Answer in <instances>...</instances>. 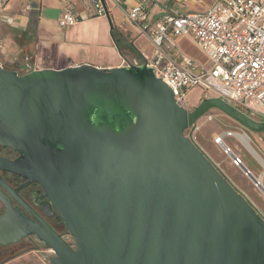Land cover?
<instances>
[{"label": "water", "instance_id": "95a60500", "mask_svg": "<svg viewBox=\"0 0 264 264\" xmlns=\"http://www.w3.org/2000/svg\"><path fill=\"white\" fill-rule=\"evenodd\" d=\"M211 109L264 132L218 96L189 110L147 63L23 74L0 65V146L18 154L0 156V171L41 185L73 238L0 172V246L34 235L51 264H264V214L186 134Z\"/></svg>", "mask_w": 264, "mask_h": 264}, {"label": "built area", "instance_id": "2783aa9c", "mask_svg": "<svg viewBox=\"0 0 264 264\" xmlns=\"http://www.w3.org/2000/svg\"><path fill=\"white\" fill-rule=\"evenodd\" d=\"M87 1L93 16L106 17L107 0ZM110 1L116 6L122 2ZM9 2L0 0V25L7 19L4 8ZM190 2L203 9L183 12L177 6ZM126 11L154 46L151 58L142 54V63L155 68L180 104L186 102L188 91L198 86L204 89L203 96L214 94L252 118L264 120V0H132ZM82 19L85 17L67 2L58 23L69 28ZM184 37L206 61L180 48L178 41ZM128 62L142 64L124 60L125 65ZM223 137L217 136L215 142L231 155L234 165H245Z\"/></svg>", "mask_w": 264, "mask_h": 264}, {"label": "rangeland", "instance_id": "374dc122", "mask_svg": "<svg viewBox=\"0 0 264 264\" xmlns=\"http://www.w3.org/2000/svg\"><path fill=\"white\" fill-rule=\"evenodd\" d=\"M207 1L209 2L211 0ZM177 6L183 12L198 11L203 9V7H200L197 2H190L188 4L180 3ZM126 12V10H118L117 8H114L111 14L115 26L113 32L117 31L118 35L125 39V44L121 45V48L123 49V51H121L122 55H124L126 59L129 58L130 60L134 59L133 57H135L137 52L151 55L154 52V46L152 42L149 40L146 34L142 33L138 29L137 25L132 20H130ZM51 14L54 17L57 15V12L54 11L51 12ZM95 18H101V24L95 21L94 24L89 26L91 28L87 30V34H85V36L82 34V36L78 37L72 33L70 34L69 30L67 31L66 29L59 28V25L55 26L53 29L54 34L59 32L68 40L70 38L78 40L81 42L79 46H81L83 50L90 49L89 52L83 51L85 52L83 54L86 56V58L90 60L103 61L107 59L108 51H105V49H103L104 47L101 48L97 46H90L93 44H91L89 41L92 40L93 42H97L101 40L103 37L102 33H104L106 28L110 30V26L106 17ZM34 26L35 21H33L32 25L30 26L33 28V31H35ZM33 33L19 37L17 35L19 34L18 32H13L10 29V32L7 35L3 36L1 34L0 65L8 69L16 68L19 70L18 72L20 74L28 72V65L34 64L37 54V49L35 47L36 38H34ZM93 33L97 34L99 37L92 36L89 39L88 36ZM107 44L109 48L111 47V49L115 47L114 41L111 39V37L109 41L107 40ZM178 45L187 55L201 61H206L203 53H201V51L197 49V47H195L188 38H181L178 41ZM44 56L46 59V61H44L45 64H51L52 62L47 61V59L49 60L56 58V53L52 49L51 51L45 50ZM203 94V88L198 86L192 88L188 91L187 100L182 105H184L189 110H193L205 98L216 96L214 94H210L209 96L205 97ZM253 117L259 119L257 115H254ZM231 132L247 134L251 146L264 158V133H253L245 129L239 123L218 109H211L205 113L195 125L190 126L186 130V134L191 137L217 164L222 173L226 175V177H228V179L238 189L245 193L250 201L256 206V208L264 214V193L259 187L255 185L250 177L245 174L241 166L234 165L231 155L227 154L224 148L215 142L216 136L223 134L224 142L243 159L244 164L248 166L250 170L253 171L252 173L258 177L260 175L259 173L264 171V168L261 166V160L236 135L231 134ZM262 182L264 184V179ZM1 208L2 206L0 204V209ZM42 250L44 252H41ZM53 255V251L48 249L46 246L38 250L29 247L28 250H25L18 257H16L11 264H51L50 259L53 257Z\"/></svg>", "mask_w": 264, "mask_h": 264}, {"label": "crops", "instance_id": "0c3cea01", "mask_svg": "<svg viewBox=\"0 0 264 264\" xmlns=\"http://www.w3.org/2000/svg\"><path fill=\"white\" fill-rule=\"evenodd\" d=\"M67 2H71L75 7L76 12L84 16L85 19H82L79 23L69 28H62L60 26L59 28L66 29L67 31L69 30L70 34L72 33L75 36L79 37L82 36V34L85 36V34H87V30L91 28L89 26L94 24L95 21L101 24V18H95V16L92 15V10L89 8L87 0H10V2L5 6L4 13L7 16V19L0 25V35H7L10 32V29L13 32H29L33 29L30 26L32 25L33 21H35V31H32L34 32V38H36L35 47L37 49V54L34 64L28 65V70L30 71L34 69L44 68L62 69L65 67L76 66L85 63L92 64L98 67H119L125 65V59L120 54L116 44L114 43L115 47L112 49L111 47L109 48L107 44V40L109 41L111 37L109 32L110 30L108 28H106L104 33H102L103 37L101 38V40L97 42H93L92 40L89 41L91 44H93L90 46H97L101 48L104 47L103 49H105V51H108L107 59L103 61L90 60L86 58V56L83 54L85 52L83 51L89 52L90 49L83 50L81 46H79L81 42H79L78 40L72 38L68 40L59 32L57 34H54L53 29L55 28V26L59 25L58 19L61 15L63 7ZM131 3L132 0H122L121 5L116 6L110 0H107V7L112 14V10H114V8L124 11L128 10L129 4ZM54 11L57 12V15L53 17L51 12ZM10 18L11 22L9 21ZM92 36L99 37L97 36V34L93 33L90 34L88 38L90 39ZM51 49L55 51L56 58H52L49 60L47 59V61L52 63L45 64L44 61H46V59L44 56V51H51ZM146 55L151 58L153 56V53L151 55H148L146 53ZM133 58V60H136L137 62H143V56L139 52H137V54ZM127 60L130 59L127 58ZM12 70L19 71L16 68ZM256 153L264 160V158L258 152ZM261 166L264 168L262 164ZM259 174L260 177H257V175L255 174L254 175L257 178H261L263 181L264 171L260 172ZM11 263L12 262L6 264Z\"/></svg>", "mask_w": 264, "mask_h": 264}, {"label": "flooded vegetation", "instance_id": "af4514ba", "mask_svg": "<svg viewBox=\"0 0 264 264\" xmlns=\"http://www.w3.org/2000/svg\"><path fill=\"white\" fill-rule=\"evenodd\" d=\"M115 40L118 45L125 44V39L120 37L117 31L114 32ZM0 156L15 159L18 154L9 148H3L0 146ZM2 176L11 184L15 189H19V194L25 200V202L30 206V208L40 215L46 222H48L58 233H60L64 238L69 241H73L72 236L67 231L65 224L58 217L56 209L51 205L49 199L45 195V190L41 185L37 183H27V179L8 172L0 171ZM14 205L22 210L24 208L17 201H13ZM2 208L0 213L3 212L4 206L0 202ZM29 247L35 249H41L45 245L34 235L24 238L22 241L11 245L0 246V264H6L12 262L16 257H18L22 252L28 250ZM41 252H44L43 250Z\"/></svg>", "mask_w": 264, "mask_h": 264}, {"label": "bare ground", "instance_id": "6f19581e", "mask_svg": "<svg viewBox=\"0 0 264 264\" xmlns=\"http://www.w3.org/2000/svg\"><path fill=\"white\" fill-rule=\"evenodd\" d=\"M231 134L236 135L256 156H258V158L261 160L262 164L264 165V160L254 151L253 147L250 144V140H249V137L247 136V134L240 133V132H231ZM258 180L262 182L261 178H258ZM259 188L264 193L261 186H259Z\"/></svg>", "mask_w": 264, "mask_h": 264}, {"label": "trees", "instance_id": "16d2710c", "mask_svg": "<svg viewBox=\"0 0 264 264\" xmlns=\"http://www.w3.org/2000/svg\"><path fill=\"white\" fill-rule=\"evenodd\" d=\"M18 33H19V34H17V35H18L19 37H21V36H23V35L25 36V35H27V34L33 33V31L30 30L29 32L26 31V32H24V33H23V32H18ZM119 48H120L121 51H123V49H122L121 47H119Z\"/></svg>", "mask_w": 264, "mask_h": 264}]
</instances>
